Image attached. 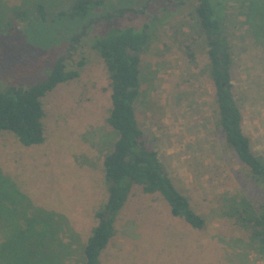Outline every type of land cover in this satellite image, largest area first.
<instances>
[{"label":"rangeland","instance_id":"1","mask_svg":"<svg viewBox=\"0 0 264 264\" xmlns=\"http://www.w3.org/2000/svg\"><path fill=\"white\" fill-rule=\"evenodd\" d=\"M74 1L0 0V90L41 81L59 57L67 70L79 71L41 99L42 143L24 146L0 131V264H56L53 256L59 264H85L95 212L107 199L103 159L118 139L106 122L108 72L91 43L115 28L150 36L140 54L136 120L205 226L191 228L171 215L160 195L135 185L101 264H258L263 259L250 247L247 228L223 206L242 197L264 204V182L254 179L216 126L207 49L189 16L198 1L107 0L89 10L84 24H94L87 34L77 26L83 19H56ZM209 1L230 48L231 93L242 131L264 163V0ZM37 4L48 14L44 21ZM122 9L131 11L101 22L100 16ZM36 228L47 230L30 242L27 234Z\"/></svg>","mask_w":264,"mask_h":264},{"label":"trees","instance_id":"2","mask_svg":"<svg viewBox=\"0 0 264 264\" xmlns=\"http://www.w3.org/2000/svg\"><path fill=\"white\" fill-rule=\"evenodd\" d=\"M106 1L75 0L71 10L57 13L56 19L65 21V18L83 19L77 26L80 27V32L87 34L94 24L93 21L84 24L89 10L101 6ZM197 1L189 16L194 18L199 29L198 35L204 40L207 49L209 60L207 72L216 90V126L223 132L226 146L249 169L254 179L264 182V163L251 151L249 139L242 131L239 108L231 93L229 73L231 53L223 35L222 20L219 17V21L214 18L216 10L209 0ZM130 11L122 9L116 11L117 14L107 13L100 16V20L104 22L117 19ZM36 12L43 21L47 19L48 14L44 12L41 4L36 5ZM72 40L75 41L77 38ZM149 41L150 36L146 30L134 33L129 29L115 28L109 37L90 42L91 47L102 58L108 72L111 108L106 122L117 132L118 139L113 150L103 159L107 199L95 212L97 224L92 228L83 249L85 264H101L100 255L114 235L116 217L135 185L140 186L145 194L160 195L168 204L171 215L183 219L191 228L201 230L205 226L203 218L193 211L188 199L172 184L157 152L150 148L136 120L134 104L139 95L140 54L147 48ZM82 65L83 62H79L78 66ZM78 75V70H67L64 59L59 57L41 81L27 88L12 85L1 89L0 131L13 133L24 146L42 143L44 137L41 120L44 114L41 99L57 85L77 78ZM224 208H231L232 215L229 217L235 218L247 228L250 247L264 260V204L254 205L242 197L231 200L225 207L223 206V210ZM42 229L36 228L32 233L27 231L29 241L32 237L38 241L44 230H47ZM37 253H40V250ZM53 259L56 264L60 263L59 257L53 256ZM40 263H43L42 259L33 264Z\"/></svg>","mask_w":264,"mask_h":264},{"label":"built area","instance_id":"3","mask_svg":"<svg viewBox=\"0 0 264 264\" xmlns=\"http://www.w3.org/2000/svg\"><path fill=\"white\" fill-rule=\"evenodd\" d=\"M258 264H264V260L260 261Z\"/></svg>","mask_w":264,"mask_h":264}]
</instances>
